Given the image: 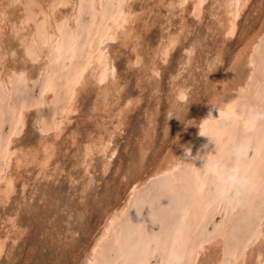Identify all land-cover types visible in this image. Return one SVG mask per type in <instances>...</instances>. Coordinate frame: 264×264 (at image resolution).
Masks as SVG:
<instances>
[{"label": "rangeland", "instance_id": "1", "mask_svg": "<svg viewBox=\"0 0 264 264\" xmlns=\"http://www.w3.org/2000/svg\"><path fill=\"white\" fill-rule=\"evenodd\" d=\"M124 1L104 0L101 21L97 27L94 0H80L74 31L72 24L69 25V20L61 22L60 51L56 49L55 39L52 41L48 58L39 57L33 48H28L27 54L24 55L19 40L15 38L13 32L9 31L11 28L8 26L9 30L7 28L3 30L2 37L8 40L2 39L4 41H2V45L8 49L13 47V51L16 53L14 58L7 55L6 61L9 63L6 62V65L16 64L19 68L26 67L30 77L15 71L9 83L0 84V184L7 177L6 172H11L17 162L14 159L12 161L14 164L8 163L5 153V146L17 125V134L13 135L12 143L14 149L17 148L16 151L28 149L39 144L40 141L48 140L56 141L54 142L56 152L50 164L51 167L47 168L48 178L43 174H38L39 168L33 164L24 167V169H18V171L14 170L18 175L14 195L8 203L0 204V235L9 230L10 222H5V220L13 217L27 232L16 243H13V237L7 239L8 249L6 248V252L1 256L0 264H84L89 244L94 241L104 225L107 211L114 206L123 205L129 192V185L137 173L134 171L141 157V150L145 148L146 154L143 160V169L140 168L139 174L148 176L156 165L169 154L170 149L180 143L185 131L188 138L194 135L195 108L204 102L212 92V80L210 79L212 73L219 74L222 71H227L230 65H234V54L242 47L241 40L247 32L253 33L258 29H264V0H251L239 20V30H237L239 32L231 39H225L220 29H214L217 23L216 17L212 15L214 13L212 9L215 10L217 7L216 4L212 6L213 0L205 2L201 18L191 13V3H184L182 0H131L133 9L140 15L135 23L142 42L138 45L142 52L140 63H136L137 51L134 48L137 39L132 37L127 46L122 45L119 41H111L109 46L116 59L117 75L124 87H122V95L125 97L130 94L129 96L132 95L133 98H141V100L138 104L130 105L126 124L120 131L115 126L119 113L117 110L119 104L123 103V98L118 101L119 104L116 103L117 106H113L112 115L114 117L112 116L111 119L107 111L102 110L103 113H101L102 111L94 109L98 103L104 105L105 99L99 94L98 85L92 82L80 90L81 94L79 93L77 99L78 109L69 118L65 110L69 104L68 96L70 95L67 86L79 76L82 64L87 60L88 54L94 52L98 46L100 34L108 26L111 18L121 14ZM169 1L175 3L170 6ZM173 7L175 8L173 9ZM14 8L10 9V17L16 20L20 16L17 13L19 11L22 13V11L21 7L17 6L18 10L15 8L16 11ZM65 9H69V7L63 8V11ZM143 20L149 25L148 29ZM182 24L185 26L182 27ZM169 32L179 35L181 39L166 61L161 55H155V53ZM189 46L194 47L192 53L188 51V48H191ZM256 46L258 48L255 47L256 49L254 48L252 51V64H249L244 57L235 63V68L230 72V76L233 77L230 78V89L225 90L224 94H227L223 97L228 98L238 94L233 89V86L236 85L234 82H243L244 89L247 90H245L246 95L235 100L229 114L216 115L215 118H212L214 120H210L206 136L209 135L215 139L217 151H215V144L205 137L207 140L204 139L200 143L199 149L205 144L212 145H209L211 148L204 149L201 152L202 155L207 153L209 158H212L213 155H221L227 145L235 142L243 134H250L264 143V124L258 125L247 118L248 112L264 108V34L261 42ZM220 48L224 49L223 60L213 62L216 51ZM70 49L72 52V49H75L74 57H71ZM149 60L151 61L150 65H144V67L142 62L146 64V61ZM10 61L12 62L10 63ZM152 61L160 69L158 76L150 71ZM210 62L214 64L210 66ZM44 63V69H47L40 72L41 74L36 73L39 66ZM146 66H149L150 70L149 68L144 69ZM252 66L254 67L252 68ZM48 69L51 70L48 71ZM50 71H53V74L56 73L53 77L54 96L43 91L45 90L44 85L50 77ZM208 77L209 79H207ZM182 82L188 85L187 96L177 103L173 96V89L175 84ZM115 101L117 102L116 99ZM24 108H27L25 115L23 114ZM17 115L23 116L17 117V119ZM99 115L102 118H99ZM103 116L107 119L105 120ZM99 120L102 122L100 123ZM104 120L108 121L104 124ZM17 121L22 124H17ZM217 123L219 124L217 125ZM102 124H104L103 127ZM108 128L117 131L115 141L112 143V147L116 148V154L111 158L107 153L99 151L97 141L92 140V137L100 130L105 131L103 133L106 135ZM55 130H59V132L61 130L60 136L57 138H54ZM72 133H75L76 139L74 140L71 136ZM87 145L90 148L86 147ZM86 149L90 150L89 153ZM210 149L211 151L208 152ZM92 155L93 159L89 162ZM55 165H58L56 170ZM203 165V160L193 159L189 164L180 166L175 174L159 176L140 188L133 197L135 201L132 199L130 202L132 205H129L130 208L128 207L126 214L117 221L118 227L114 225L115 228H112L110 236L101 245V251L98 250L97 264H129V259L131 260L130 264H164L165 260L172 263L174 260L171 253L173 247L175 250L181 247L183 242L186 246L185 253L180 261L175 260L173 264H215L214 260L218 258L221 249L210 243L220 235L224 239L221 264H237L238 259H234V257L239 253L240 255L245 254L247 264H254V254L259 250L263 254L261 256L263 260L259 264H264V236L261 234L264 228V157L253 158L247 165L246 171L253 177L254 182L258 181L255 182L254 192L249 195L242 206L219 202L209 197V189L206 184L207 173L202 168ZM5 168H7L6 171ZM195 176L199 179L196 178L194 181ZM185 178L188 179V182ZM25 181L27 184L24 187ZM166 182H171V185ZM178 184L181 190H179ZM166 185H169L170 188ZM186 185L190 187L187 186L191 194L187 192ZM182 187L185 188V191H182L184 190ZM172 191L174 194L171 193ZM184 192L190 194L191 199L189 195L185 197ZM149 195L150 197H148ZM161 196H167L169 199L165 197L161 200ZM148 198L152 202L151 209L154 207V214L147 207L143 209L145 202H150ZM197 198L199 199L197 200ZM203 200L205 201L203 202ZM173 204H175L174 208H172ZM202 207L206 209L204 221L199 226L198 223L192 226L196 222L193 215L197 211L199 213ZM137 212L142 213L138 215ZM142 215L145 217V225L140 221L143 218ZM135 223L139 224L135 225ZM136 227L139 229L138 232H136ZM69 230L76 233L74 235L76 238L71 237ZM176 231L182 232L181 236ZM12 233H10L11 236H13ZM140 234L146 235L141 237ZM140 237L146 238L144 240ZM147 239L149 241L152 239L151 243ZM204 239L210 240L206 242L208 248L196 256L197 247ZM168 240L172 242L170 243ZM146 242L150 244V246L148 245L150 249ZM135 243L138 245L136 246ZM180 243L181 245H179ZM170 244L172 245L168 247ZM135 246L138 247L137 250H135ZM239 250L241 251L239 252ZM176 251L179 250L176 249Z\"/></svg>", "mask_w": 264, "mask_h": 264}, {"label": "bare ground", "instance_id": "2", "mask_svg": "<svg viewBox=\"0 0 264 264\" xmlns=\"http://www.w3.org/2000/svg\"><path fill=\"white\" fill-rule=\"evenodd\" d=\"M79 1L80 0H0V84H4L5 85V84L9 83V81H11V77L14 74L15 71L21 72L22 75L23 74H27L28 77H30L29 71H26V67H24V66H22V67L19 68L16 64H14V65H11L10 64V66L9 65H6V62H7L6 61V57H7V55L9 54V55H11V57L14 58V56H15L16 53H15V51H13V47H12V49H8V48H4V46L2 45V41H3L2 39L5 38V37L4 38L2 37L3 36V30H4V28H7L8 26L11 28V30H9L10 28H7V29L9 31L13 32L15 38L17 40H19L20 46L23 47L24 55L27 54V49L28 48H33V50L36 51V53L38 54L39 57H47L48 54H49V51H50V47H51L52 41H54L55 39H56L55 40L56 42L54 44L56 46V49L57 50L59 49L58 51H60V44L62 42V37H61V33H60V24H61V22L63 20H69L70 21L69 25L72 24L71 25L72 26V29L75 28V19H76V16H77V8H78ZM182 1L184 3H191V6H192L191 13H193L196 17H200L201 14H202V12H203V7L205 5V2L207 0H182ZM169 2H170L169 3L170 6L175 3V2L174 3L171 2V1H169ZM250 2H251V0H213L212 6H214L216 4L217 9L219 10V11L216 12L215 10H217V9H215V10L212 9V11L214 13L211 12V13H213L212 15H214L216 17V23L217 24H216V27L214 29H218V30L220 29L221 30V33H222V35H223V37L225 39H229V38L231 39L233 36L236 35V33L239 32V31H237V30H239V28H238L239 27V22H240L239 20L243 16V13H244L245 9H246V7L248 6V4ZM103 4H104V0H94V7L96 9V20L95 21H96V26L97 27H99V22L101 21V12H102L101 10H102ZM17 6H18V8L21 7L20 9H21L22 13H20V11H19V13H17L20 16L16 20L14 18L11 19V17H10V11L14 7L17 8ZM65 7H69V9H65L63 11V8H65ZM18 8H17V10H18ZM174 8L175 7H173V9ZM142 9L144 10V8H142ZM104 10L106 11V9H104ZM109 10L111 11V8ZM121 10H122L121 11V14L118 17H112L111 20L108 23V26L103 29V31H102V33L100 34V37H99L98 46L96 47V49L94 50V52L88 54L87 60L81 66V72L79 73V76L78 77L76 76L77 78L74 77L76 80L68 84L67 89L69 90V94L70 95L69 96L67 95V96L69 97V101H68L69 104L68 105L66 104L67 105V109H65L66 112H67V114H68V116H69V118H70V115L73 112L77 111V109H78V107H77V105H78L77 104L78 103L77 102V99L79 97L80 90L82 88H85L88 84L94 82V83H96L98 85L99 94L101 95V97L103 96L104 99H105V103L103 102L104 105H101L102 103L101 104L98 103L97 105L95 104L96 106H95L94 109L97 110V111H102V110L103 111H107L109 113V117L111 119L114 117L112 115V111H113L112 108H113V106H115L116 103L119 104L120 102L118 103V101L123 98L124 101H123V103L119 104V107H118V110H117V112H119V113L117 115L118 117H117V120H116L117 125L115 126V128H117L120 131L123 130V126L126 124V117L128 115L127 113L130 110V105H132V104H138L139 101L141 100V98H136L135 99V98L132 97V95L129 96L130 94H128L125 97L122 95V90H123L124 87L122 86V82H120V79H119L120 77H118V75H117L118 72H116V68L117 67H116V64H115L116 59H115V56L111 52V49H110V46H109L110 44L109 43L111 41L112 42L113 41H119L122 45L127 46L129 44V42L131 41L132 37H133V38L137 39L136 42L134 41L135 42L134 48L137 51V53H136V63H138V64L140 63V58L142 56L141 47L138 48V45L139 44H142V42L140 41L141 36H138V27L135 25V23H137L140 15H138V13L135 12V9H133L131 0H125L124 3H123V5H122ZM15 11H16V9H15ZM140 13H142V12H140ZM13 17H17V16H13ZM143 21H145V20H143ZM145 24H147L146 21H145ZM182 25H183L182 27L185 26V24H182ZM64 26H65V24H64ZM76 26H78V25H76ZM148 26L149 25L147 24L146 25V28L147 29H148ZM63 29H64V27H63ZM5 31H4V33H5ZM73 31H74V29H73ZM77 31H75V32L77 33ZM97 31H99V30H97ZM182 31H184V28H182ZM249 33H251V32H249ZM249 33L247 32V34H245V36L242 38V40H241L242 41V43H241L242 45L240 44L242 47H240L239 50L234 54L233 59H234V62L235 63L241 61V59L244 57V58H246V60L248 61L249 64H252V51H254V48L257 47L256 45H258L261 42L262 35L264 34V29L261 28V29H258L256 31H254L251 34H249ZM13 34H12V36H13ZM94 35H93V37H94ZM5 39H7V38H5ZM180 39H181V37L179 35H177L175 33L169 32V34L166 37V39H163L162 43L158 47V50L156 51V53L154 52L155 55H157V54L158 55H161L162 58H163V60H166L167 61L168 57L171 55L172 50L175 48V46L177 45V43L180 42ZM75 41H77V40H75ZM7 45H11V44H7ZM189 47H191V48H188V51L190 53H192L194 51V47H192V46H189ZM93 49H94V47H93ZM72 50H73V52L70 49V52L72 53V56L71 57H74L75 49H72ZM223 53H224V49L223 48L218 49L216 51V57H214V59L212 61L213 62H215V61H222L223 60ZM57 60H58V58H57ZM72 61H73V59H72ZM11 62L12 61H10V63ZM149 62H151V61L150 60L149 61H146V64H144V62H142L143 63V66L144 65H150ZM152 62L153 63L151 65V70H150L149 66L148 67L146 66V68H144V69L149 68V70L152 71V73H155L158 76L160 69L158 67H156L157 64H155L154 61H152ZM213 62H210V66H212L214 64ZM7 63H9V62H7ZM45 63L47 64V62H45ZM45 63L42 64L41 66H39L38 72L35 70L36 73H40L43 70L45 71V69H47V68L44 69ZM147 63H149V64H147ZM235 63H234V65H236ZM234 65H230V67L228 68L227 71H222L219 74H216L214 72L213 73L211 72L212 73V76H211L210 79L212 80L211 81L212 92L209 93V96H207V99L204 100V102H202L201 104L197 105V107L195 108V113L194 114H195V117H196L195 118L196 125H195V128L193 130L194 131V135H192V137H189L188 138L187 137V134H186V131H185L183 133L184 137L182 138V140L180 141V143L178 145H176L174 148L170 149L169 154L158 165H156V167L154 168V170L152 171V173L149 174L148 176H143V175L139 174L140 168L143 169L142 168L144 166L143 165V160H144V156L146 154V151L144 150L145 148H143L141 150L142 151L141 157H140L138 163L136 162L137 164H136L135 171H134L135 173L136 172L137 173L136 174L134 173L135 175L133 177V180H132L131 184L129 185L128 195L126 196V199L123 202V205L122 206H119V207L114 206L110 210L107 211L106 221H105L104 225L102 226L101 230L98 232V234L96 235V237L94 238V241L89 244V247H88V249L86 251V256H85L84 264H97V257L96 256H97L98 250H100L101 245L110 236V232H111V230H113L112 228L114 227V225H116L117 221L126 214L128 207L130 208V206L132 205V204L130 205V202H132V199L135 196V194L138 192V190L140 188H142L143 186H145L150 180H153L154 178H157V177L159 178V176L160 177L161 176H171V175L175 174V171L180 166H182V165H184L186 163L189 164V162H191L193 159L190 158V157L189 158H186L185 152H184V147L185 146H191L192 147V156L193 157L196 156L198 150H201V149H199V146H201L200 143L202 141H204V139H206L205 137H202V136L199 135V131L201 130L204 135H207L206 132H207V129H208L210 120L214 116H216V115H223V114H227V113L229 114L230 111H231V108H232V106H233V104L235 102V100L238 99L239 97L241 99L242 96L245 97V95H246L245 90L246 89H244V86L242 84L243 82L242 83L241 82H238V83H235L234 82V84H236V85L233 86V89H235L237 91V93H238L237 95L235 94L236 96H230L228 98L227 97H223V95L227 94V93L224 94L225 90L231 86L230 85V78L232 76H230V72H231V70L233 71V68H235ZM253 67L254 66H252V68ZM48 68H49V66H48ZM52 69H53V67H52ZM49 70H51V69H48V71ZM142 71H143V69H142ZM43 73H45V72H43ZM49 73H50L49 74L50 77H48L49 79L47 80L46 84L44 85V87H45L44 89L45 90H43V91H46V93H48V94L51 93V95L54 96L55 95V90H54L55 87H54V84H53V77H55L54 75H56V73L53 74V71H50ZM249 77H251V76L249 75ZM207 79H209V77ZM55 83H56V81H55ZM58 83H59V81H58ZM187 88H188V85H186L183 82L182 83H179V84L178 83L175 84L174 89H173V91H174V95L173 96H174L175 102L179 103L180 100H184V98L187 96ZM245 88H246V86H245ZM157 89H156V91H157ZM209 89H208V91H209ZM63 90H62L61 94L63 93ZM8 91H9V89H8ZM52 96H51V98H52ZM68 97H67V100H68ZM115 99L117 100V102L115 101ZM67 100H66V102H67ZM100 101H102V100H100ZM172 102L174 103V101H172ZM237 102H238V100H237ZM172 108H174V107H172ZM26 109L24 108V113H23L24 115L26 114ZM103 111L101 113H103ZM95 113H97V112H95ZM101 113H100V115H101ZM97 115H98V113H97ZM21 116H23V115H21ZM96 116H94V117H96ZM17 117L20 118L18 115L16 116V118ZM103 117H105V116H103ZM99 118H102V117L100 116ZM106 119L107 118L105 117V120ZM105 120H104V124L108 121L107 120L105 122ZM212 120H214V119H212ZM101 122H102V120L100 121V123ZM20 123H19V121H17V124H20ZM211 123H212V121H211ZM104 124H102L101 126L103 127ZM218 124L219 123H217V125ZM98 126H100V125H98ZM212 126H213V124H212ZM17 127H18V125L15 128L17 129ZM100 127H98V128H100ZM53 128H54V126H53ZM16 129L14 130L12 136L10 137V139L8 141V144L5 146V153L7 155L6 160H8V163L10 162V163H13L14 164V162H12L14 159L17 162H16V164H14L15 166H13L14 168L12 169L11 172H9V171L6 172L7 177L0 184V204L1 203L2 204L8 203L10 201L12 195H14L13 193L15 192L16 182H17V179H18L17 172H14V170L15 171H18V169H21V168L24 169V167H28L29 165L33 164V165H35L36 167L39 168L38 174H43V176L45 175L47 177V175H48L47 174V168L51 167L50 164H51L52 159H53V156L55 155V152H56L55 151V143H54L56 141H48V140H46V141H40L39 144H37L35 146H31L28 149H25V150L23 149V150H21L19 152L16 151L17 148L14 149V146H12V143H13V135H16L17 134V130ZM61 130H60V132H59V130H57V131L55 130L56 132L54 133V138L55 137L57 138V137L60 136ZM107 130L109 132L107 131V134L106 135L103 133L105 131L102 132V130H100V131L98 130L99 132L94 137H92V140H96L97 141L96 143H98L99 151L104 152L105 154L107 153L108 157L110 156L109 158H111V157H113L116 154V148L112 147V143H114V141H115L114 138H115V134H117V131L116 130H113V129L112 130H109V128ZM74 134L75 133H72V135H71L73 140L76 139V137H75ZM89 142L91 143V141H89ZM209 145H212V144H209ZM209 145H208V147L211 148V146H209ZM89 146H90V144H89ZM89 146L87 145L86 147H89ZM98 147H96V148H98ZM88 151H90V150H87V152ZM209 151H211V149L208 150V152ZM84 152H86V151H84ZM3 153H4V151H3ZM85 155H86V153H85ZM85 157L88 158V156H85ZM91 157L92 158L89 159V162H91L90 160L93 159V155ZM91 166H92V164H91ZM105 166H107V165H105ZM6 167H7V165H6ZM57 167H58V165H55V170H56ZM6 170H7V168H5V171ZM50 175H52V173H50ZM53 175H54V173H53ZM189 175H191V174H189ZM191 176H193V175H191ZM48 177H49V175H48ZM196 178L199 179L198 177L195 176L194 181L196 180ZM190 179H192V178H190ZM187 180L188 179H186V182H188ZM257 181H255V182H257ZM26 184H27V182L25 181L24 184H23V186L25 187ZM174 185H176V184H174ZM255 185H256V183H255ZM177 186L179 187V184ZM187 186L188 185H186L185 188H187ZM166 187H169L170 188L169 185H166ZM197 187H198V185H197ZM185 188H183L184 190H182V191H185ZM174 189L176 190V188H174ZM179 190H181V187H179ZM188 190L189 189L187 188V192H189ZM159 191H161V190H159ZM165 191H167V190H165ZM196 191H199V190H196ZM204 192H206V191H204ZM171 193L174 194L173 191ZM189 193L191 194V192H189ZM163 194H162V196H163ZM190 194H186L184 196L186 197V196L189 195V198L191 199ZM194 195H195V193H194ZM143 197H145V196H143ZM148 197H150V195ZM209 197H211V196H209ZM199 198H197V200ZM148 199L150 200V198H148ZM186 199H185V201H186ZM146 201H147V199H146ZM200 201H201V199H200ZM204 201L205 200H203V202ZM144 202H145V200H144ZM150 202H151V200H150ZM150 202L148 204L151 205L152 202L151 203ZM197 202H199V201H197ZM206 202H207V200H206ZM138 204H137V207H138ZM176 204L178 205V203H176ZM179 204H181V202H179ZM174 205L175 204H173V207L172 208H174ZM185 205L187 206V203ZM184 209H186V208H184ZM140 210L142 211V209H140ZM153 210H154V207L152 209V212L154 214V211ZM191 210H192V208H191ZM197 212L195 213V215H193L194 218H195V220H196V222H194L192 226H194V224H196V223H198V226H199V224L204 221V218H205V215H206V209H203V207H202V209H200V212L199 213H197ZM129 214H130V212H129ZM142 216H143V218L140 221H141V223L143 222V225H145L144 224L145 217H144V215H142ZM147 216L149 217V215H147ZM180 218H181V215H180ZM136 220L139 222L138 219H136ZM137 221H136V223H137ZM5 222H10V223H9V230H8V227H7V230L8 231L5 234H3V235L1 234L0 235V259H1V256L4 254V252H6V248L8 249L7 239H11L13 237L12 238L13 239V243H16L19 239H22L23 235L27 232L25 228H23L21 225L18 224L17 219L14 218V217L13 218H7L5 220ZM136 223H135V225H138L139 224V223L138 224H136ZM181 224L182 223H181V220H180V226H181ZM185 225H186V223H185ZM263 225H264V220H263ZM145 229L146 228H144V231H145ZM179 229H180V227H179ZM136 230H137L136 232H138L139 229H137V227H136ZM69 231H70L71 237L72 238H76L74 236L76 233L74 231H72V230H69ZM130 231H131V229H130ZM11 232H13L12 233L13 236L10 235ZM142 232H143V230H142ZM176 233L178 234L179 232L176 231ZM176 233H175V235H176ZM180 233H182V232H180ZM180 233H179V236H181ZM261 234H263V236H264V228H263V231L261 232ZM145 235L146 234H143V235H141V237H144ZM131 236H132V234H131ZM141 237H140V239H144L145 240V238L147 236L145 238H141ZM170 239H172V238L170 237ZM134 240L136 242V239H134ZM147 241H149V240L147 239ZM150 241H149V243H151ZM168 241H170V240H168ZM177 241H179V240H177ZM208 241H210V240L209 239H204V240H202L199 243V245L197 247V250H196V256L199 255L200 253L204 252L205 249L208 248L206 246V242H208ZM171 242L172 241H170V243ZM223 243H224V239H223V237L221 235L218 236V237H216V239H215L214 242H211L210 243L211 245L218 246L221 249L220 250L221 252H220L218 258H216L214 260L215 264H221L222 263V256H223V254H222V247H224L223 246ZM36 244H37V242H36ZM141 244H142V242H141ZM182 244L183 245L181 247H179V248H176L175 247L179 251H176V249L174 250V247H173V250L171 252L173 254V256H174L173 262L175 260H177V258H179V260H177V261H180L181 258H182V256H183V254L185 253L186 246L184 245V242ZM135 245H136V243H135ZM143 245H144V243H143ZM146 245L147 246L148 245L150 246V244H148L147 242H146ZM171 245L172 244H170L168 247H170ZM179 245H181V243ZM32 246L35 249L34 245H32ZM35 246H37V245H35ZM136 246H135V250H137V248H138V247L136 248ZM140 246H142V245H140ZM73 247H74V245H73ZM37 249H38V247H37ZM149 249H150V247H149ZM240 251L241 250H239V252ZM263 251H264V249H263ZM255 252H256V250H255ZM237 253H238V251H237ZM125 254L127 255L126 252H125ZM239 255H240V253H239ZM262 255L263 254H261L260 250L258 252H256V254H254V257H255V260H254L255 263L254 264H259V263L262 262V260H263V259H261V256ZM167 256H168V254H167ZM238 256H235L234 257V259H238L237 260L238 261L237 264H247L248 263V261L245 259L246 258L245 257V254H241L240 255V257H241L240 259L238 258ZM124 257H126V256H124ZM131 257H132L131 259H133V256H131ZM40 258H41V256H40ZM127 258H128V256H127ZM212 258H214V257H212ZM247 258H249V257H247ZM99 261H100V259H99ZM129 261L131 262L130 259H129ZM105 262H107V261H105ZM130 262H129V264H130ZM173 262L172 263H171V261H167L166 262V260H165V263L164 264H173ZM193 263H194V261H193ZM134 264H136V263H134Z\"/></svg>", "mask_w": 264, "mask_h": 264}, {"label": "clouds", "instance_id": "3", "mask_svg": "<svg viewBox=\"0 0 264 264\" xmlns=\"http://www.w3.org/2000/svg\"><path fill=\"white\" fill-rule=\"evenodd\" d=\"M241 111H244L243 108ZM247 118L258 125L264 124V108L248 112ZM199 135L209 138V141L215 144V151H217L214 138L204 135L201 130ZM207 147V144L203 145L201 150H198L197 155L193 157L192 147L185 146V156L186 158L204 161L202 168L207 173L206 184L211 198L219 202L242 206L255 188L253 177L246 171L247 165L253 158L264 157V143L257 137L243 134L235 142L227 145L221 155H213L212 158H209L207 153L201 154L203 149ZM165 197L167 196L162 197L161 200ZM145 207L151 209L147 202L143 209ZM140 213L137 212L138 215Z\"/></svg>", "mask_w": 264, "mask_h": 264}]
</instances>
